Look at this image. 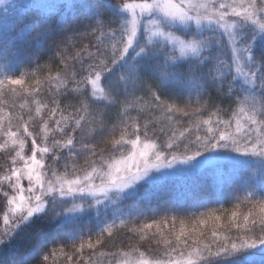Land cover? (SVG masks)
<instances>
[{
	"label": "snow or ice",
	"instance_id": "snow-or-ice-1",
	"mask_svg": "<svg viewBox=\"0 0 264 264\" xmlns=\"http://www.w3.org/2000/svg\"><path fill=\"white\" fill-rule=\"evenodd\" d=\"M0 5H4L5 17H8L9 9L13 13L10 30L0 34V69L11 64L10 45L16 41H27L34 32L32 39L38 44H47L51 51L50 60H59L63 66V75L58 72L49 79H55L64 86L65 96L78 93L76 103L67 105V108L61 107L58 99L49 101L53 105L48 109L49 118L55 126L50 128L45 121L42 134L29 131L28 122L23 125L17 123V131H12L11 115L7 118L9 127L5 129L0 118V136L6 138L0 148L7 150L10 140L12 148L19 149L11 158L13 167L9 174L0 176V192L11 206L10 213L3 216L5 227L0 230V256L6 254L14 240L23 236L32 254L14 259L10 264H29V261L31 264H44L49 254L55 255V251H45L48 244L60 243L63 252L68 241L72 242V253L66 254L65 258L70 264H73L74 256V264H80L85 249L90 255L83 264H94L93 257L97 254L96 249L102 247L105 233L111 237L113 229L118 226L117 221L119 226H123L127 220L144 218L146 213L142 205L147 206L157 199L175 173L191 174L212 168L222 182L239 186L245 199L252 204L246 213L233 210L230 214L236 229L245 233L238 237L239 243L230 242L227 236L221 241L213 231V244L192 248L185 256L184 249L189 246L184 221L181 220L180 233L175 236L176 247H171L173 242L164 239L169 248L158 259H144V252L134 249L141 257L138 264H264V0H260L259 6L256 0H240L236 6L233 3L217 6L216 0H197L195 3L187 0V6H184L185 0L180 3L175 0H152L149 3L144 0L139 4L78 0L71 4L78 10V26L67 29L41 27L28 22V15L33 10L44 13L51 10V6L42 0H12L11 3L0 0ZM137 8L141 17L144 13L148 14L147 17L138 18ZM128 10L132 11L131 19L127 18ZM80 16L87 23H81ZM110 24L118 26L110 28ZM176 31L186 38L174 35ZM88 37L97 41L93 45L95 53H88V45H83L73 56L65 55L77 38L83 40ZM155 37L164 39L154 40ZM105 41H116L111 43L110 55ZM30 43L28 41V47ZM130 49L135 52L134 57L130 55ZM177 49L179 56L176 55ZM83 53H87V62ZM11 55L31 58L34 54L17 47ZM69 59L73 61L71 65ZM77 65L80 72L87 73L79 82L76 81ZM116 70L122 75L113 82L110 78ZM102 74L108 83L107 92L97 88ZM5 83L22 86L25 81L21 77L6 76L0 79V91ZM73 83L76 88H69ZM170 89L179 93L174 99H181L184 107L167 102ZM209 89L240 107L233 109L227 121L220 118L213 121V117L219 116V112H215L180 131L178 137L173 130L169 142L161 145L163 151L157 150V144L151 137L159 139L161 134H166L165 128L150 127L152 122L149 121L141 124L130 116L133 109L129 96L136 91L150 96L154 102L152 110L161 111L169 122L173 121L174 115L190 119L200 116L201 108L213 103ZM135 100L138 102L140 98ZM122 102L128 106L121 111ZM193 103L201 107L193 108ZM36 105L35 113L43 119L42 113L48 106L40 101H36ZM68 109L72 111L65 115ZM112 109L117 110V123H110ZM57 113L59 119H56ZM32 119L34 117L30 114L28 120ZM17 120L23 121L24 117L19 116ZM233 120L234 132L229 131ZM213 122L217 126L215 129L211 127ZM201 125L208 126L203 138L197 136L195 140L183 142L192 127L199 130ZM21 127L23 138L20 136ZM117 128L120 129L118 138L112 135ZM50 134L55 135L49 145ZM126 136L135 138L125 139ZM141 136L144 137L143 142ZM28 138H31V155L25 157L23 151ZM38 139L41 143H37ZM178 140L183 143V153L174 151L181 146L176 142ZM141 143L142 148L139 147ZM128 146L132 152L127 160L133 163L123 160L109 162L115 152H122ZM81 158L88 167L77 169L76 162ZM45 159L51 163H45ZM18 161H23L22 167H15ZM60 167L65 170L63 175L57 173ZM251 168L256 169L255 177ZM70 169L74 179L67 178ZM80 171H83V176L79 175ZM97 177L99 185L94 182ZM25 178L28 181L26 190L21 184ZM9 191L19 193V196L9 195ZM25 191L27 196L23 194ZM236 207L238 209L239 204ZM151 211L155 216L159 210ZM178 211L179 203L170 195L163 208V216L132 231L145 240L155 226L153 236L163 238L161 225L166 227L171 223L174 226L177 220L176 215L169 217L167 214ZM241 217L243 226L237 223ZM93 219L99 226L95 242L91 229L87 239L83 230L85 223ZM198 223L203 225L206 221L201 219ZM257 232L261 234L257 235ZM181 237L185 239L182 241ZM177 252L179 255L173 256ZM99 255L128 257L129 253L101 251ZM116 264L132 262L123 259L117 260Z\"/></svg>",
	"mask_w": 264,
	"mask_h": 264
},
{
	"label": "trees",
	"instance_id": "trees-1",
	"mask_svg": "<svg viewBox=\"0 0 264 264\" xmlns=\"http://www.w3.org/2000/svg\"><path fill=\"white\" fill-rule=\"evenodd\" d=\"M73 2H78V0H54L53 8L47 13L41 12L40 10H33L28 15V22H34L41 27L47 26H60L64 29L69 27H77L76 24L78 10L71 6ZM115 2L120 3L121 0H115ZM65 5V6H61ZM81 23H87L83 19V16L79 17ZM10 24L6 25L4 28L0 25V34L5 31L10 30L12 26V18L8 19ZM118 25L110 24L108 27L115 28ZM16 32L19 29L15 30ZM178 34L184 37V35L176 31ZM218 34V33H217ZM35 36V33H31L27 41H16L14 44L10 45L9 53L11 64L6 69H0V79H5L8 77H21L25 83L22 86H10L5 83V86L2 91H0V118H2L3 126L5 129L9 127L8 117L12 116L11 130L17 131L16 125L20 123L23 125L24 122H28V129L34 133L42 134V125L45 121H48L49 127H54V121L50 120V114L48 109L53 107L49 102L52 99H58L61 101V107L67 108V105L76 103V97L78 93L73 92L71 95H64L63 85L58 84L57 80L49 79V77H55L57 73L63 75V66L60 64L59 60L52 61L50 60L51 51L49 46L45 43H37V40H33L32 37ZM99 36V33H97ZM38 39V38H37ZM119 37H117V41ZM28 41H30V47H28ZM109 45V55L111 43H116V41H105ZM97 41L91 37L84 38L83 40L77 38L73 46L69 49V52L65 55L70 57L75 54L83 45H88V53H95L96 48L93 46ZM120 46V45H118ZM19 47L25 51H31L34 55L29 58L26 55H21L19 57L11 55V53ZM139 51V49H136ZM171 47H169L168 52L171 54ZM227 51V49H226ZM87 62V53L82 54ZM135 55V52H131V56ZM176 55L178 53L176 51ZM134 57V56H133ZM103 59V57H101ZM69 65L73 63L70 59L68 60ZM77 76L76 81L79 82L82 76H86V72H80L79 66L76 68ZM122 75L119 70H116L112 77L110 78L115 82L116 77ZM39 81V84L36 82ZM100 88H103L105 92L108 89V83L103 79L100 81ZM76 84H70L69 88H76ZM89 91L91 88L89 86ZM170 95L168 98V103H175L178 107H184L183 101L181 99H174L178 97L179 93L176 90L170 89ZM209 96L211 97L213 103L206 106V108H201L202 115L193 116L191 119L189 117L173 116V121L169 122L164 118V114L161 111H153V101L150 96L146 95L143 91H136L134 94L129 96V101L131 102L132 111H130V116L137 118L141 124L146 121L150 123V127H155L159 129L164 127L166 134H161L159 139L156 137H151L153 143L157 144V150L163 151L162 143L169 142L172 137V131L175 130L177 137L179 132L183 131L185 128H189L190 125H195L198 121L207 119L209 113L219 112L218 117H213V121L217 118L223 119L225 121L229 120L232 116L233 109H237L240 105L232 104L231 101L227 98H221L216 95L215 90L209 89ZM139 97L140 100L136 102L135 98ZM164 99V97H162ZM195 99V98H194ZM36 101H40L42 104H47V108L43 111L42 116H37L35 113ZM121 101L123 98L121 97ZM128 105L121 103L120 110L122 111L124 107ZM259 107V105H257ZM98 107L103 108V105ZM193 108H200L201 105L197 103L192 104ZM71 109H68L64 114L68 115L71 112ZM116 109L111 110V121L110 123H117L119 117L116 115ZM32 115L34 119L31 121L28 120L29 115ZM23 116V121H18L17 117ZM56 119H59V113L56 114ZM178 121V122H177ZM63 126V125H62ZM207 127L201 125L199 130L195 127L191 128L190 134L187 135V140H195L197 136L203 138L207 133ZM211 127L215 129L217 126L213 122ZM221 128L223 126L221 125ZM235 128V121L233 120V127L229 129L232 131ZM55 134L49 135V145ZM112 135H115L117 138L120 135V129L117 128L116 132ZM21 138H23V131L21 127L20 132ZM56 138H59L56 135ZM134 136H126L125 139H134ZM5 137L0 136V144L5 142ZM141 140H144V137L141 136ZM177 143H181V146L177 151L178 153H183V143L179 140ZM37 143H41L38 139ZM31 138L27 139L23 155L25 157L31 155ZM102 146V145H101ZM130 149V146L126 147L122 152L117 151L114 153L112 160L118 158L122 154H125ZM18 148H12L11 141H8V148H0V176L9 174V169L13 167L11 164V158L15 156ZM110 160L109 162H111ZM45 163H51V161L45 159ZM77 169L87 168L88 165L84 163V159L81 158L76 162ZM250 171L254 174L256 173L255 168H251ZM65 172L63 167L57 169V173L63 175ZM84 174L83 171L79 172V175ZM67 177H74L71 169L68 172ZM259 179V177H257ZM4 191H8L7 188H4ZM9 195H14L13 192L9 191ZM170 195L175 197L176 202L179 203L178 212H169L167 215L171 217L172 215L177 216L175 225L173 226L169 223L166 227L161 225L162 231L164 233L163 238L159 235L153 236V233L156 232L155 226L148 233V237L145 240H141L140 236L133 232V228L142 227L143 224L150 222L152 219H159L164 215L163 208L167 204ZM219 201V203L217 202ZM239 204L237 209L236 205ZM252 206L246 199L245 194L242 190L239 189V186L227 184L222 182L220 176L217 174L215 169L208 168L202 169L198 173L193 174L192 176H179L170 178L169 183L161 193V195L151 201L147 206H143L146 216L140 219H130L125 222L123 226H118L113 229V235L109 237L106 233L103 238L102 247L96 249V256L93 257L94 264H113L117 260L121 259L120 255H106L100 256L101 251L110 254H118L121 252L129 253L130 256L140 257L139 252H144V259H158L162 257L163 251L169 248L168 245L164 244V239L172 241L171 247H176L175 236L180 233V221H184L185 235L187 237L188 248L184 249L185 256L187 251L195 247H203L204 244H213V238L211 233L215 231L218 237L223 240V237L227 236L229 241H236L239 243L238 237L244 235L242 231H238L231 220V212L233 210L238 211L239 213H246L248 209ZM9 205L7 200L3 197L2 192H0V230H3L5 225L3 224V216L8 213ZM151 209L159 210L157 215H153ZM258 214V208H257ZM219 216L220 219L216 220L215 217ZM205 220L206 223L201 225L198 223L199 220ZM108 220H111V216L108 217ZM195 223V231H193ZM237 223L243 226L242 217L237 220ZM98 225L93 219L92 222H86L84 225L85 239H87V234L91 229V235L93 242L98 238L97 229ZM171 229V231H170ZM261 233L257 232V235ZM185 237H181L183 241ZM63 243V242H61ZM77 244L79 241L76 242ZM72 242L68 241L64 247L63 252L60 250V243L57 244H48L45 251L51 253L55 251V255L49 254V258L44 264H70L66 260L65 255L72 253ZM139 249V252L134 251V249ZM213 250L215 246L213 245ZM31 249L28 246L26 237H18L13 241L10 248L6 251V254L0 256V264H10L14 259H20L24 257L31 256ZM90 253L85 249L84 256L80 260V264H83V260L89 257ZM179 253H173V256H178ZM259 260V257H256ZM76 261V257H73V264ZM31 264V261H29Z\"/></svg>",
	"mask_w": 264,
	"mask_h": 264
},
{
	"label": "rangeland",
	"instance_id": "rangeland-1",
	"mask_svg": "<svg viewBox=\"0 0 264 264\" xmlns=\"http://www.w3.org/2000/svg\"><path fill=\"white\" fill-rule=\"evenodd\" d=\"M53 1H54V0H42L43 3L49 4V5L51 6V8H53V6H54V4H52ZM7 2H8V3H11L12 0H7ZM17 2H19V0H17ZM143 2H144V0H121L120 3H121V4H124V3H128V4H139V3H143ZM148 2L151 3L152 0H148ZM175 2H176V3H180L181 0H175ZM193 2L195 3V2H197V0H193ZM239 2H240V0H216V5L218 6L220 3H233L234 6H236V5L239 4ZM246 2H247V0H246ZM256 2H257V5L259 6V5H260V0H256ZM184 6H187V0H185V5H184ZM3 7H4V5H0V25L3 26V27L5 28L6 25L10 24V21H9L8 19H9V18H12L13 13H12L11 9H9V11H8V17H5V16H4L5 13H4V11H3ZM135 11H136V14H137V17H138V18H146L147 15H148L147 13H144L143 17H141L140 9L137 8ZM131 15H132V11H131V10H128L127 18H128V19H131ZM174 35L180 37L181 39H185V38H186V37L181 36V35L178 34L177 32H174ZM145 39H147V36H145ZM163 39H164V38H162V37H155V38H154V40H161V41H163ZM176 51H177L178 56H179V50L177 49ZM131 52H133V51L130 49V50H129L130 55H131ZM133 56H135V55H133ZM100 86H101V85H100V82H98L97 88L99 89ZM241 122L243 123V118H242V117H241ZM234 130H235V128H234L232 131L234 132ZM31 132H32V131H31ZM33 133H34V132H33ZM5 139H6V138H5ZM4 141H5V140H4ZM143 141H144V140H142V142H143ZM1 144H4V142L1 143ZM139 147L142 148V147H143V143H141V145H140ZM131 152H132V148H131V146H130V149H129L125 154H122L121 156H119L118 158H115V159L112 160L111 162H115L116 160H123V161H125V162H127V163H133V161L127 160V157L130 155ZM150 154H151V152H150ZM38 158H40V157L38 156ZM152 158L154 159V157H152ZM141 163H142V161H141ZM22 164H23V161H18V162L15 164V167H17V168L22 167ZM200 170H202V169H200ZM200 170H197L196 172L191 173V174H185V173H183V172H177V173L174 174V177H179V176H192L193 174L198 173ZM162 171H170V170H168V169H163ZM83 175H84V174H82L81 176H83ZM67 178H68V179H74L75 177H71V178H70V177H67ZM94 182H95L97 185H99V184H100V179L97 177V178L94 180ZM21 184L23 185V187L25 188V190L28 188V181H27L26 178L23 179V180L21 181ZM23 194H24L25 196H27V195H28V192L25 191ZM14 195H17V197H18V196H19V193H14ZM10 208H11V206H9L8 213H10ZM10 219H11V216H10ZM123 259L130 260V261L132 262V264H138V262H139V260L141 259V257H133V256L128 255V257H121V259H119V260H123ZM113 264H116V262L113 263Z\"/></svg>",
	"mask_w": 264,
	"mask_h": 264
}]
</instances>
